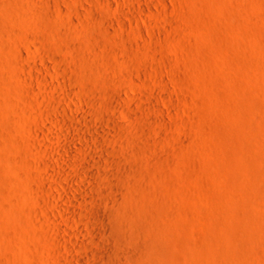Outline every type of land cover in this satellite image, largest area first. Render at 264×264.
Listing matches in <instances>:
<instances>
[{"label":"rangeland","instance_id":"1","mask_svg":"<svg viewBox=\"0 0 264 264\" xmlns=\"http://www.w3.org/2000/svg\"><path fill=\"white\" fill-rule=\"evenodd\" d=\"M0 264H264V0H0Z\"/></svg>","mask_w":264,"mask_h":264},{"label":"bare ground","instance_id":"2","mask_svg":"<svg viewBox=\"0 0 264 264\" xmlns=\"http://www.w3.org/2000/svg\"><path fill=\"white\" fill-rule=\"evenodd\" d=\"M120 118L121 117H118V121H120ZM122 119V118H121ZM108 226V225H107ZM109 228V227H108ZM109 230H110V228H109ZM105 231V230H104ZM112 235V234H111ZM113 238H114V236H113ZM112 240V239H111ZM116 240V239H115ZM118 246V245H117ZM109 250H111V249H109ZM117 251V250H116ZM123 252V251H122ZM120 254V253H119ZM117 260H118V258H117ZM113 262V261H112ZM115 262V261H114ZM119 263V262H118Z\"/></svg>","mask_w":264,"mask_h":264}]
</instances>
